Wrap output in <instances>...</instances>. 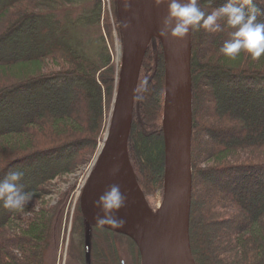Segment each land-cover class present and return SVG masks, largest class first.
I'll return each mask as SVG.
<instances>
[{"label": "trees", "instance_id": "obj_1", "mask_svg": "<svg viewBox=\"0 0 264 264\" xmlns=\"http://www.w3.org/2000/svg\"><path fill=\"white\" fill-rule=\"evenodd\" d=\"M95 1L79 22L99 23L101 8ZM215 1L198 0V5L210 14L220 8ZM254 3L257 20L264 22V0ZM48 4L0 0V180L22 171L18 186L33 193L28 205L52 176L73 174L84 165L116 88L106 48L91 59L56 40L53 22L41 17ZM220 23L217 33L191 31L190 250L195 264H264V56L252 60L241 53L225 59L219 49L232 30ZM35 29L39 35L32 33ZM31 33L36 39L27 46L23 38ZM164 82L163 53L154 39L141 66L127 143L145 199L163 190ZM211 140L214 144L205 148ZM212 188L217 192L210 193ZM34 209L9 233L18 211L0 201V264H41L58 206ZM208 224L221 227L215 241L202 230Z\"/></svg>", "mask_w": 264, "mask_h": 264}, {"label": "water", "instance_id": "obj_2", "mask_svg": "<svg viewBox=\"0 0 264 264\" xmlns=\"http://www.w3.org/2000/svg\"><path fill=\"white\" fill-rule=\"evenodd\" d=\"M132 1L137 9L132 23L125 27L121 22V66L108 135L82 190L80 212L88 236L89 227L95 225L94 217L98 214L92 202L112 185L109 182L112 170L124 158L130 168L126 174L128 182L140 193L147 206L130 166L127 143L139 73L148 46L151 40L156 39L164 55L165 81L162 117L164 182L160 217L155 227L143 229L116 214L124 221V226L115 230L105 226L104 229L130 238L138 248L141 264H195L189 243L192 191L191 31L180 41L161 38L159 27L167 6L154 8L151 0ZM117 5L119 9L120 0H117Z\"/></svg>", "mask_w": 264, "mask_h": 264}, {"label": "rangeland", "instance_id": "obj_3", "mask_svg": "<svg viewBox=\"0 0 264 264\" xmlns=\"http://www.w3.org/2000/svg\"><path fill=\"white\" fill-rule=\"evenodd\" d=\"M98 1L101 8V15L98 24H90L88 26L83 24L82 21L79 22L80 19L82 20L83 17L92 10L94 2H96L95 0H49L48 5H50V10L48 12H43L41 15L44 23L51 24L53 22L51 27L53 26V29H55L53 34L56 40L64 43V45L66 44L68 46H72V48L81 51L86 57L91 59L94 58V56L101 51V47H105L110 54L112 67H114L116 75L114 79L116 85L115 94L113 95L110 104L108 106H104L103 123L98 138L96 139V146L94 147L93 152L91 150L89 154H84L82 162L84 165L74 171L73 174L66 173L64 175L57 174L54 177L52 176L53 178L51 177L50 181H46L43 186L40 187L41 192L39 195L41 196L37 197L38 199L35 201H32L34 205H28L27 203L24 210L18 211L17 217H15L8 225L7 231L10 233L12 232L11 229L14 228L13 223L20 218L25 219L29 216L30 208H32V206L35 208V211L41 207H46L48 209L58 206L56 218L49 229L50 235L48 244L44 246L42 253H40V255L42 254L41 258L43 259H41V264H88V261L89 264H111V261L114 262V264H119L122 258L126 260L127 264H141L138 248L130 238L107 229H100L95 225H90L91 228H96L91 231L94 235L90 239V243L94 245L93 251L91 250V253L93 254L92 259L86 261L84 256L85 250L83 233L85 229V220L80 212V196L84 186L86 185L89 174L98 158L99 146L105 143L106 139L104 136L109 130L119 80L123 38L121 20L117 10V0ZM221 1L225 0H218V7H222L224 5ZM214 2L216 1L214 0ZM115 14L118 25L116 24ZM38 32V29L32 30V33L38 34ZM32 33L31 35H25L27 39L23 38L24 43L27 46L29 43H33V39H36ZM48 68L54 70L58 69L51 66V64L48 65ZM205 110L210 113V108L208 106H206ZM210 144H214V141L211 140L206 143L204 147H207L208 149ZM212 189L213 190L210 189L212 191H210V193H213V191L217 192L216 189ZM145 201L152 212H157L163 202V190L151 197H148ZM205 204L204 201L199 204L200 210L203 212L205 211ZM77 209L79 212H77ZM78 213L80 214L78 215ZM206 226L207 227L202 228L204 234H206V238L208 237L215 241L216 237L222 235L220 234L221 227L218 225L208 224ZM116 235H119L120 237ZM86 240H89V233L88 236L86 235ZM94 252H97L98 254H94Z\"/></svg>", "mask_w": 264, "mask_h": 264}, {"label": "clouds", "instance_id": "obj_4", "mask_svg": "<svg viewBox=\"0 0 264 264\" xmlns=\"http://www.w3.org/2000/svg\"><path fill=\"white\" fill-rule=\"evenodd\" d=\"M125 9L131 0H120ZM154 8L166 5V15L160 22L159 36L180 41L188 36L192 30L203 29L209 33L221 31V21L231 29L229 38L219 49V54L227 60H235L241 53L247 54L250 59L258 60L264 56V22H259V9L254 0H227L220 8L206 14L198 5V0H151ZM118 169H113V173ZM23 172L13 170L0 180V201L9 211H23L25 205L32 199V192H24L18 186ZM126 204V196L119 184L110 185L100 194L93 204L98 210L94 217L95 226L111 230L124 226V221L117 218V212ZM119 264H127L121 259Z\"/></svg>", "mask_w": 264, "mask_h": 264}, {"label": "bare ground", "instance_id": "obj_5", "mask_svg": "<svg viewBox=\"0 0 264 264\" xmlns=\"http://www.w3.org/2000/svg\"><path fill=\"white\" fill-rule=\"evenodd\" d=\"M119 16L123 26H129L132 23L134 16L136 15L137 9L135 2L131 0V3L128 5V8L125 9L121 4L118 9ZM108 133H105V139L107 138ZM104 144H101L99 147V154L102 150ZM113 169H118L115 173H111V178L109 180L110 184H119L121 191L126 196V204L121 208L117 215L131 223L132 225L139 228H153L156 226L158 219L160 217L162 205L159 207L157 212H152L146 204L143 202L140 193L135 191L128 182L127 173L129 172V163L126 158L123 159L121 163L117 162ZM95 201L92 202V205Z\"/></svg>", "mask_w": 264, "mask_h": 264}, {"label": "flooded vegetation", "instance_id": "obj_6", "mask_svg": "<svg viewBox=\"0 0 264 264\" xmlns=\"http://www.w3.org/2000/svg\"><path fill=\"white\" fill-rule=\"evenodd\" d=\"M84 224H85V222H84ZM84 228H85V226H84ZM92 229L95 230L96 228L94 229V228L89 227V240L88 241L86 240L85 229H84V233H83V235H84L83 236L84 237V250H85L84 256H85L86 261H88L89 259H92V256H93V254L91 253V250L93 251L94 245L90 243V239L92 238V236H94L91 232ZM116 236L120 237L119 235H116ZM94 254H98V253L94 252ZM91 261H93V260H91ZM87 263L89 264V261ZM111 264H114V262L111 261Z\"/></svg>", "mask_w": 264, "mask_h": 264}]
</instances>
